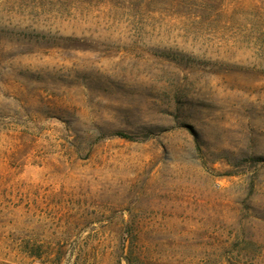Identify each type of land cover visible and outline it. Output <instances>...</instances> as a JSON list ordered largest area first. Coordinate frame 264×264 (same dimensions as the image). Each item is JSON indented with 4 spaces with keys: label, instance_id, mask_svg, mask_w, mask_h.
<instances>
[{
    "label": "rangeland",
    "instance_id": "obj_1",
    "mask_svg": "<svg viewBox=\"0 0 264 264\" xmlns=\"http://www.w3.org/2000/svg\"><path fill=\"white\" fill-rule=\"evenodd\" d=\"M0 264H264V0H0Z\"/></svg>",
    "mask_w": 264,
    "mask_h": 264
},
{
    "label": "trees",
    "instance_id": "obj_2",
    "mask_svg": "<svg viewBox=\"0 0 264 264\" xmlns=\"http://www.w3.org/2000/svg\"><path fill=\"white\" fill-rule=\"evenodd\" d=\"M121 137H123V138H126V137H128V136H125V135H123V134H119Z\"/></svg>",
    "mask_w": 264,
    "mask_h": 264
}]
</instances>
